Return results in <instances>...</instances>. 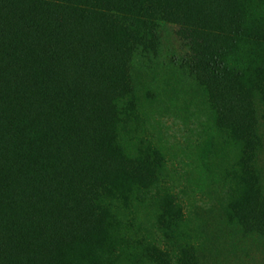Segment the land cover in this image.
I'll return each mask as SVG.
<instances>
[{"label": "trees", "instance_id": "1", "mask_svg": "<svg viewBox=\"0 0 264 264\" xmlns=\"http://www.w3.org/2000/svg\"><path fill=\"white\" fill-rule=\"evenodd\" d=\"M166 28L241 146L225 222L264 241V0H0V264H199L172 237L130 235L161 166L136 136L133 71ZM161 194L169 232L180 207Z\"/></svg>", "mask_w": 264, "mask_h": 264}, {"label": "rangeland", "instance_id": "2", "mask_svg": "<svg viewBox=\"0 0 264 264\" xmlns=\"http://www.w3.org/2000/svg\"><path fill=\"white\" fill-rule=\"evenodd\" d=\"M183 53L173 30L166 28L156 58L133 71L140 117L133 128L138 138L155 148L161 166L147 195L139 194L138 202L131 200L130 235L157 242L172 237L175 247L194 248L199 264H264V241L242 236L225 222L241 146L218 126L206 94L180 63ZM262 133L259 130L264 138ZM256 159L264 188V142ZM159 190L180 207L179 221L169 232H159L155 226L158 211L151 198ZM113 260L114 264L135 263L118 256Z\"/></svg>", "mask_w": 264, "mask_h": 264}]
</instances>
